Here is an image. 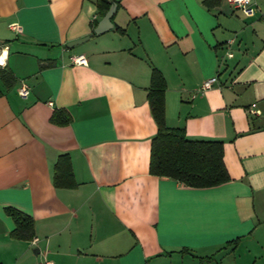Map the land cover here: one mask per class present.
<instances>
[{
  "label": "crops",
  "instance_id": "1",
  "mask_svg": "<svg viewBox=\"0 0 264 264\" xmlns=\"http://www.w3.org/2000/svg\"><path fill=\"white\" fill-rule=\"evenodd\" d=\"M205 1L113 0V28L69 48L104 17L97 0H0L1 66L16 78L0 96L2 264H264V0L253 15ZM154 68L168 126L223 142L231 181L150 173ZM62 155L73 187L54 183ZM8 206L34 218L31 240L11 237Z\"/></svg>",
  "mask_w": 264,
  "mask_h": 264
},
{
  "label": "trees",
  "instance_id": "2",
  "mask_svg": "<svg viewBox=\"0 0 264 264\" xmlns=\"http://www.w3.org/2000/svg\"><path fill=\"white\" fill-rule=\"evenodd\" d=\"M212 0H206L208 5ZM113 0H97V7L104 16ZM95 23L94 26L97 25ZM42 64L41 67H44ZM16 78L12 71L0 65V96L14 85ZM166 81L158 69H153L148 101L152 117L157 125V132L152 138L150 173L166 177L192 188H210L232 180L224 161V144L218 140H192L185 129L170 127L166 121L165 106ZM70 116L63 111H56L52 122L64 125ZM54 183L57 187L76 185L69 156L59 157L55 166ZM15 228L11 237L20 240H31L35 236L34 218L13 206L6 207ZM238 240L230 242L236 244ZM0 264H2L0 262Z\"/></svg>",
  "mask_w": 264,
  "mask_h": 264
},
{
  "label": "built area",
  "instance_id": "3",
  "mask_svg": "<svg viewBox=\"0 0 264 264\" xmlns=\"http://www.w3.org/2000/svg\"><path fill=\"white\" fill-rule=\"evenodd\" d=\"M227 1L233 9L241 10L247 15H253L256 12V10L253 6V0H227ZM11 26L13 28L18 27V25H16V24H11ZM229 56H233V53H229ZM1 57H2V53H0V65L3 64V60L1 59ZM72 61L74 63L84 64V63H86L87 60L84 56H73ZM216 81H217V77L207 79L202 84L201 89L205 90V89L210 88ZM19 92L22 96L28 95L29 94L28 86L26 84H23L22 87L20 88ZM39 264H55V263L51 260H46V261L41 262Z\"/></svg>",
  "mask_w": 264,
  "mask_h": 264
},
{
  "label": "water",
  "instance_id": "4",
  "mask_svg": "<svg viewBox=\"0 0 264 264\" xmlns=\"http://www.w3.org/2000/svg\"><path fill=\"white\" fill-rule=\"evenodd\" d=\"M116 8H117L116 3H113L111 5L110 9L108 10V12L98 22L97 26L94 28V31L90 35H88L84 38H81V39L70 41L67 44V46L69 48H72L73 46L88 40L89 38L93 37L94 35H100L102 33H105L106 31H108L109 29L113 28L114 23L112 22V16L116 12Z\"/></svg>",
  "mask_w": 264,
  "mask_h": 264
},
{
  "label": "rangeland",
  "instance_id": "5",
  "mask_svg": "<svg viewBox=\"0 0 264 264\" xmlns=\"http://www.w3.org/2000/svg\"><path fill=\"white\" fill-rule=\"evenodd\" d=\"M218 262L220 263V262H221V260H219ZM227 262H229V261H227ZM214 264H216V261L214 262Z\"/></svg>",
  "mask_w": 264,
  "mask_h": 264
},
{
  "label": "bare ground",
  "instance_id": "6",
  "mask_svg": "<svg viewBox=\"0 0 264 264\" xmlns=\"http://www.w3.org/2000/svg\"><path fill=\"white\" fill-rule=\"evenodd\" d=\"M4 55H5V53H4L3 56L1 57L2 60H3V58H4Z\"/></svg>",
  "mask_w": 264,
  "mask_h": 264
}]
</instances>
